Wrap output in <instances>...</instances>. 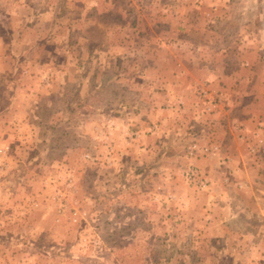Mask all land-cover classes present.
<instances>
[{"label": "rangeland", "instance_id": "374dc122", "mask_svg": "<svg viewBox=\"0 0 264 264\" xmlns=\"http://www.w3.org/2000/svg\"><path fill=\"white\" fill-rule=\"evenodd\" d=\"M254 1L0 0V264H264L208 218L229 146L264 159L234 103L264 98Z\"/></svg>", "mask_w": 264, "mask_h": 264}, {"label": "crops", "instance_id": "0c3cea01", "mask_svg": "<svg viewBox=\"0 0 264 264\" xmlns=\"http://www.w3.org/2000/svg\"><path fill=\"white\" fill-rule=\"evenodd\" d=\"M255 6L258 5L260 2L258 0L254 1ZM258 2V3H257ZM257 3V4H256ZM262 3V2H261ZM254 5V4H253ZM230 7V6H228ZM218 9V7L216 8ZM220 10H222V7H220ZM223 19V17L221 18ZM264 27V22L256 28L255 32L258 34L254 41L258 43V37L260 36V42L264 40L261 35V28ZM260 31V33H258ZM257 43H253L254 47H256L257 51H260L259 53L256 52H250L248 54L258 55V56H264V53H261V50L264 49L263 47H259ZM218 49V48H217ZM255 50V51H256ZM218 51V50H217ZM258 62V61H257ZM251 69V68H250ZM254 70V68H253ZM254 75V72H252ZM252 77V76H251ZM212 86L215 87V84H212ZM239 88H242L246 90L240 91L236 99L234 100L235 105L239 107L240 113L237 117V122L240 123L244 127V130L250 132L253 127L258 131L262 130L258 125L263 127L264 130V108H263V102L264 98L258 97L257 90L261 85L259 81L250 80H240L239 81ZM249 93V94H248ZM251 107L253 109H251ZM262 108V109H261ZM261 110L263 112H261ZM254 129V130H255ZM231 146H229V152H232L230 161V164H233L235 168H239L238 176L235 178V193H229L224 194L222 198L224 199V210H219L221 215L224 216L222 218L219 213H209L208 218L214 219L217 218L215 221H219L221 223H224L227 225V223H231V218L239 219L240 220V228L238 230H241V234L245 233L252 236V239L247 244L250 245V248L255 249H264V159H253L250 158L248 162H246L243 158V156L238 157L235 156L233 152L234 150L230 149ZM238 152V151H236ZM240 161V162H236ZM199 164L207 165L203 163V160L198 161ZM231 166V167H233ZM249 166V167H247ZM208 167V166H207ZM250 170H253V176L251 180L247 179V173L252 172ZM255 174V175H254ZM249 181V182H248ZM247 193L249 197L247 198L243 194ZM233 205L231 206V204ZM236 207H233L235 204ZM241 206V207H240ZM235 208V209H234ZM218 211V212H219ZM217 215V216H216ZM219 215V216H218ZM219 223V226H225L224 224ZM242 242V241H241Z\"/></svg>", "mask_w": 264, "mask_h": 264}]
</instances>
